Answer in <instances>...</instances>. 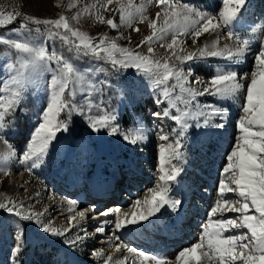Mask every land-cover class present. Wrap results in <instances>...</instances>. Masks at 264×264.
Wrapping results in <instances>:
<instances>
[{
	"label": "snow or ice",
	"instance_id": "obj_1",
	"mask_svg": "<svg viewBox=\"0 0 264 264\" xmlns=\"http://www.w3.org/2000/svg\"><path fill=\"white\" fill-rule=\"evenodd\" d=\"M147 3L160 9L155 14V19L145 15L144 3L136 4L134 0H94L91 4H84L71 18L60 14L56 19H41L22 15L19 11L0 12V28H7L20 18L19 24L9 29L10 35L0 34V47H4L6 53V58L0 66L7 71V77L0 81V141L6 149L0 152V172L9 175V165L15 162L31 175L34 169L44 164L50 146L57 141L58 133L69 132L73 113L84 116L87 126L93 132L106 131L109 136L120 135L125 142L132 145L146 139V132L139 121L134 122L131 129L122 131L117 122V113L108 109L102 99H93L94 94L102 95V89H97L96 83L88 78L86 71L102 69L82 71L62 53L54 49L49 50L45 41H37V37L41 35L46 36V39L59 38L68 46L69 52L92 55L97 60L110 63L117 71L136 69L141 75L147 76L152 87L160 91L156 103H167L161 111L152 112L153 118L173 120L180 129L177 133L180 137L186 136L187 130L193 127L202 129L201 134L208 137L215 136L216 130L226 127L227 112L221 111L213 104L201 106L197 102L198 98L211 96L220 100H233L240 98L243 93L241 109L244 116L237 123L238 135L225 152L226 163L221 169L217 199L208 212V220L202 226L198 242L179 251L174 262L127 245H124V248L128 253L142 258L139 264H145L147 261L154 264H204L205 260L208 264L213 261L215 264H264V18H256L255 14L245 15L249 11V0H222V7L215 13L183 3L181 0H147ZM114 4L115 8L110 7ZM76 5L77 0H71L67 7L70 10ZM113 11L119 14V24L114 17L105 18L101 14ZM86 14L92 15L95 21L106 24L113 30L127 26L132 31L139 32V28L134 27V24L148 21L152 34L137 45V48H140L147 44V53L121 47L117 43L121 37H92L73 27V22L78 23L79 18ZM245 23L250 26L253 35L260 34L258 47L253 54L254 69L248 73H240L234 69H218L206 81L199 78L190 79L193 70L188 68L185 71L180 65L195 59L222 58L235 63L244 62L251 50V40L247 38L248 29L243 27ZM32 32H35L36 36L30 37ZM206 33L218 35L210 45L205 44L196 52L181 54L184 51L182 37L191 36L195 44L201 35ZM169 34L171 42L166 45L169 56L163 61L154 58L152 43L159 42L161 47H165L163 41ZM221 34L232 41V45L225 44L220 47ZM116 53L120 55L117 56ZM43 73L50 74L46 87L47 103L38 114L39 123L30 140L24 150L18 153L7 140V131L14 127L9 117H15L25 91L29 85L35 84ZM77 85L81 86L83 106L76 99ZM177 89L179 95L176 94ZM134 91V86H126L123 95L127 96L130 102H134ZM176 100L184 105L183 108L175 102ZM93 108L98 109L95 116L91 114ZM172 109L176 110L175 114ZM61 113L65 114V119H60ZM190 120L195 123L191 124ZM159 139L167 141L169 138L161 134ZM183 148L181 139L175 140L167 148H160L159 163L162 174L159 180L163 185L157 184L150 189V196H146L143 201H135L137 211L132 214L131 219L127 218V213H124L122 219L120 209H116L111 238L113 241H120L121 238L116 233L124 227L147 221L156 216L162 208L167 207L172 212H179L182 201L170 195L169 182H176L183 171L180 166L184 159ZM173 161L177 163H172ZM228 193H234L237 198H230ZM72 204L75 205V201ZM141 205L145 209L143 212L140 211ZM0 210L22 221H32L43 233L56 237L65 236L71 230L72 221L77 217L80 220L85 219V211H78L75 216L69 218V227H56L41 219L43 213L26 209L23 203L6 193H0ZM226 213L237 215L229 217ZM108 214V211L100 213ZM214 217L218 218L213 219ZM240 229L246 231L226 235L232 230ZM104 231L103 225L95 229V233L103 234ZM88 236L84 231L83 235L71 240L65 239L64 243L75 248ZM16 240L12 255L18 257L25 243L23 229L18 230ZM115 251H121L120 244H116ZM92 256L104 257V264H124L126 259L113 260L111 255L105 257L103 249L93 250ZM54 264H67V261L57 259Z\"/></svg>",
	"mask_w": 264,
	"mask_h": 264
},
{
	"label": "rangeland",
	"instance_id": "obj_2",
	"mask_svg": "<svg viewBox=\"0 0 264 264\" xmlns=\"http://www.w3.org/2000/svg\"><path fill=\"white\" fill-rule=\"evenodd\" d=\"M70 2L71 0H0V12L19 11L22 15L27 14L41 19H56L60 14L71 18L84 4H91L94 0H77L76 7L69 10L67 6ZM181 2L213 13L222 7V0H181ZM134 3H144L146 5L145 15L150 19H155V14L160 11L154 4L149 5L147 0H134ZM110 7L115 8L116 5ZM248 8L246 16L255 14L256 18H264V0H249ZM101 14L105 18L114 17L119 24L118 12H102ZM19 22L20 18H17L14 24L7 28H0V34L10 35L9 29L16 27ZM41 27L43 28V26ZM73 27L92 37L103 35H107L109 38L121 37L117 40L121 47L145 54L148 45L145 44L140 48H137V45L146 36L152 34L148 21L134 24V27L139 28V32L132 31L127 26L113 30L108 25L95 21L92 15L87 14L82 15L78 23L73 22ZM243 27L248 29L247 38L251 40V50L243 63H235L222 58L195 59L180 65L185 71L188 68L193 70V76L190 79L199 78L206 81L218 69H234L240 73L252 71L254 69L253 54L258 47L260 34L253 35L247 23ZM239 34L244 35V33ZM217 35L218 33L203 34L195 44H193L191 36L182 37L184 51L181 54L196 52L205 44L210 45ZM29 36H36V33L32 32ZM37 41H45L49 50L54 49L62 53L82 71L102 69V71H86L88 78L96 83L97 89H102V95L94 94L93 99H102L108 109L117 113V122L122 131L131 129L134 122L139 121L146 132V139L132 145L125 142L120 135L109 136L106 131L93 132L87 126L84 116L73 113L69 132L58 133L57 141H54L50 146L44 164L34 169L31 175L15 162L9 165L11 168L9 175L6 176L0 172V193H6L15 198L23 203L26 209L43 213L41 219L45 223L51 222L56 227H69V218L75 216L78 211H85L84 220L77 217L75 222L72 221V230L69 234L56 237L43 233L32 221H22L18 217L0 210V264H54L57 259L66 260L67 264H104V257L94 258L92 256L93 250L97 249H103L104 256L111 255L113 260L126 258L124 264H139L142 258L123 251L124 245L147 254L165 257L174 262L179 251L198 242L202 226L208 220V212L217 199L220 173L226 163L225 152L238 135L237 123L244 116L241 109L243 93L240 98L233 100H220L211 96L198 98L197 102L201 106L213 104L221 111L227 112L226 127L216 130L217 134L211 137L202 135V129L193 127L187 130L186 136L180 137L177 135L180 129L173 120L153 118L152 112L161 111L167 106V103H156L160 97V91L152 87L147 76L141 75L136 69L117 71L112 68L110 63L97 60L92 55H77L75 52H69L68 46L59 38L46 39V36L41 35L37 37ZM170 42V34L163 41L165 47H161L159 42L154 41L151 45L154 49V58L163 61L168 57L169 52L166 51V45ZM232 43L226 36L220 35V47L225 44L232 45ZM116 55L120 54L116 53ZM5 58V49L0 47V65ZM6 77V69L0 66V81ZM49 78V73H43L35 84L29 85L15 117H9L14 127L7 131V140L18 153L24 150L35 127L38 126V114L47 103L46 87ZM126 86H134L135 91L132 93L134 102H130L129 98L123 95ZM80 87V85L76 86V99L83 106ZM193 87H198V85H193ZM176 94L179 95L178 89ZM175 102L183 108L184 105L179 100ZM97 112L98 109L93 108L91 114L95 116ZM172 112L175 114L176 110L172 109ZM65 118V114L61 113L60 119ZM189 122L195 123L193 120ZM161 134L169 139L161 141L159 139ZM177 139H181L184 144L182 149L184 159L180 162L183 171L176 182H169V184L170 195L182 201L179 212H172L167 207L162 208L156 216L150 217L147 221L124 227L116 233L120 236V241H113L111 238L114 231L116 208L120 209L122 219L124 213L128 214V219H131L132 214L137 211L134 206L135 201L137 199L143 201L146 196H150V189L157 184L163 185V182L159 180L162 174L159 163L160 148L162 146L167 148ZM4 150H6L5 145L0 141V152ZM172 163L177 162L173 161ZM125 169L126 171H124ZM116 172H118L117 176ZM128 172L135 175L131 183L126 181ZM111 178L110 182H113L115 193L111 198L110 191L102 190L97 197L101 195L105 200H108L102 206L97 205L98 200L95 198L81 202L77 193L70 195L72 191L68 190L69 194L64 188L65 184H73L72 181L76 183V180L79 179L78 184L82 179H87L86 181L89 182V184L86 183L88 185L87 192L89 193L96 187L94 184L93 187L90 186L94 180L102 181L105 184ZM229 197L237 198L234 193H231ZM68 201H75L76 207H73V211H69ZM113 206V213L109 209L107 217L100 215L105 212V208ZM88 209H94V211H87ZM140 211H145L143 205H141ZM216 218L218 217L213 219ZM101 225L105 229L104 233H95V229ZM19 229H23L25 243L22 252L18 257H15L12 252L16 246ZM173 230L179 236L175 237V240L169 238L172 240L169 243L170 241L166 235L164 236V233ZM84 231L89 234L88 238L75 248L64 243L65 239L71 240L78 235H83ZM238 231H246V229L232 230L226 235ZM132 237L139 238V240L136 241ZM173 240L174 244H172ZM116 244H120L121 251H115ZM145 264H154V262L147 261ZM204 264H208V262L205 260ZM212 264L215 262L213 261Z\"/></svg>",
	"mask_w": 264,
	"mask_h": 264
},
{
	"label": "bare ground",
	"instance_id": "obj_3",
	"mask_svg": "<svg viewBox=\"0 0 264 264\" xmlns=\"http://www.w3.org/2000/svg\"><path fill=\"white\" fill-rule=\"evenodd\" d=\"M129 173V175H127L128 176V179L126 180V181H128V182H130L131 183V181H132V179H134L135 177L133 176V173H131V172H128ZM115 175L117 176L118 175V172H116L115 173ZM109 181H112V178L109 180ZM109 181H107L105 184L101 181V182H99V181H95L94 180V182L92 183V184H90V186L91 187H93V184L94 185H96V187H95V189L94 190H92L91 192H89L88 194L91 196V198H95L96 200H98V204L97 205H104L105 203H107L108 202V200H105L104 199V197L103 196H99V197H97V195L98 194H100L101 192H102V190H104V189H106V190H108V191H110L111 193H112V196H111V198L113 197V195H114V191H115V188H113V182H109ZM86 183L87 184H89V182L88 181H86ZM104 184V186H102ZM64 188L65 189H67V193H69L68 192V190L69 191H72L71 192V194L70 195H74V190H73V188H75V186L73 185V184H65L64 185ZM228 196H230L231 195V193H228L227 194ZM100 199H102V200H100ZM84 200L85 199H80V201L81 202H84ZM78 201V200H77ZM69 202V201H68ZM102 202H104V203H102ZM76 204V203H75ZM68 208L70 209V208H73V207H76L75 205H73L72 204V202L70 201L68 204ZM116 208V207H115ZM109 209L111 210L110 212H112L113 213V211H114V206L113 207H107V208H105L104 209V211L106 212V211H109ZM117 209V208H116ZM124 211V210H123ZM60 212H62V211H60ZM116 214V213H115ZM121 214V213H120ZM234 215H236L235 213H226V216H234ZM104 217H107V215H104ZM73 222H75V221H73ZM165 236V235H164ZM177 236H179V235H177ZM177 238V237H176ZM132 239H134V240H136V241H138L139 240V238L137 239V238H133L132 237ZM128 240V239H127ZM126 240V241H127ZM175 240V239H174ZM173 240V243L172 244H174L175 243V241ZM169 243H171L172 242V240L171 239H169ZM124 245V244H123ZM123 248V247H122ZM123 251H127L126 250V248H124L123 249ZM122 251V252H123Z\"/></svg>",
	"mask_w": 264,
	"mask_h": 264
},
{
	"label": "trees",
	"instance_id": "obj_4",
	"mask_svg": "<svg viewBox=\"0 0 264 264\" xmlns=\"http://www.w3.org/2000/svg\"><path fill=\"white\" fill-rule=\"evenodd\" d=\"M130 82L132 83V79L130 80Z\"/></svg>",
	"mask_w": 264,
	"mask_h": 264
}]
</instances>
